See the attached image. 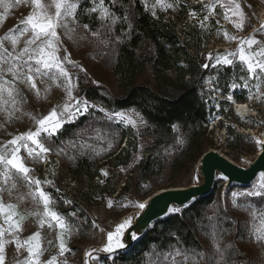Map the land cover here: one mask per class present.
<instances>
[{"label": "rangeland", "instance_id": "1", "mask_svg": "<svg viewBox=\"0 0 264 264\" xmlns=\"http://www.w3.org/2000/svg\"><path fill=\"white\" fill-rule=\"evenodd\" d=\"M141 1L151 15L152 11H155L156 15L152 16L156 20L160 18L166 24L168 22L173 24V21H177V19L181 23L185 22L184 24L188 20H194L190 16L191 9L188 10V7L193 5L196 0H176L174 8L169 10L159 7L152 9L150 6L154 0H147V4L145 0ZM45 2H50V0H45ZM167 2L171 3L172 0H167ZM237 2L244 13L242 28L235 27V22H239L241 19L239 16L228 13L230 19L225 20L223 16L226 10L216 5L217 14L209 17V20L205 22L206 27H200V36L204 38L203 45L198 50L189 49V51L199 55L198 60L202 66L210 65L207 69L203 67V70L208 72L203 89L206 105L212 99L216 111H224L226 114L224 121H220V126L218 125L215 132L207 131L204 140L197 143L196 147H199L201 154H205L209 150L222 152L235 165L247 169L256 160L261 149V144L256 142L258 140L254 138L255 136L253 134H249L252 136H243L244 138L240 140L241 147L236 150L231 149L229 141L226 142L223 138L224 135L228 138L226 127H231L232 130L238 132V129L242 128L241 126L247 130L258 131V135L264 136V96L257 98L258 94L255 89V85L259 83L260 92L264 93V78L257 81L250 77L246 72V66L241 64L238 57L234 61V66H212L217 57H222L229 52H238L242 40L254 37L259 41H264V20L260 19L264 12V0H237ZM208 3L209 0L204 1V4ZM88 4L91 7L94 6L92 0L80 3L82 11H79V26L69 24V27L74 31L67 32L64 28L57 30L60 38L58 54L65 59V67L72 77L73 96L76 99L87 100L89 105L87 112L78 114L76 119L71 122L77 121L84 114H92V112L104 109L101 112L106 116V123L93 120L94 122L79 129L69 139L59 140V142L57 138L60 133L71 123L64 122L58 132L47 137L44 141L45 146L51 151L44 154L41 159L29 157L26 149H21L20 153L24 157L25 164L32 169L30 175L42 181L40 187L49 193L55 201V204L51 206L53 210L64 215L67 223L72 226L71 238L65 241L70 251L65 253L64 257H58V259H66L67 264H104L102 259L105 257L113 260V254L106 255L103 250L108 243V233L114 232L117 225L125 220L131 221L130 225H132L138 215L137 212L142 210L137 207L141 201L162 189L200 185L205 177L202 156L198 158V151L195 152V150L185 153L187 133L177 125L174 126L172 136L164 137L154 133L146 119L134 109L117 111L131 117L135 121L133 126L114 115L109 119L106 114L117 112H111L101 103L92 102L83 97V90L92 86H100L111 95L121 94L114 73L109 68L111 55L109 49L114 42L123 43L129 39L128 32L123 31L124 23L121 22V19L111 25V30H109L110 22L102 21L98 13L89 12L86 7ZM105 6L107 7L106 4ZM203 8L202 10L207 12ZM31 11L30 3L17 4L16 0H0V37H4L6 34H17L19 27H22L20 21ZM184 12H186L185 15H183ZM185 16L186 18L183 20ZM212 19H215V22L211 21ZM217 20H219V24L216 23ZM84 24L89 27L83 28ZM118 24L121 26L118 34L115 35L113 31ZM175 33L180 34L177 28ZM29 35L21 37L20 47H23L24 41L29 38ZM230 36H236L237 39L231 40ZM180 37L185 43L188 42L187 36L181 35ZM5 46L11 51L9 42L6 41ZM245 47L247 50V46ZM257 47L253 45L252 50H256ZM209 55L212 56L211 60ZM69 59L72 63L67 62ZM228 68L232 73L235 72V77L229 84L230 88L237 79L241 80L243 85L248 84L247 88L244 87L249 95L246 102L256 103L255 109L258 110V113L254 117L257 118L251 119V121H240L234 116L232 105H224L223 101H226V97L223 93L225 89L223 84L228 75ZM219 71L220 74H218ZM6 79L11 80V75H7ZM36 83L39 95L28 83L19 80L15 82V87L21 93L17 99L22 98V103L18 105L19 111H14L11 117L7 112L0 110V149L15 136L27 131H35L37 125L32 117L42 118L54 108L59 112L58 106L65 102L70 104L75 102L68 100L62 79L36 78ZM136 84H148L154 90L157 89V83L150 72L138 77ZM213 89H218V91ZM250 96L253 98L250 99ZM5 99H7L6 94ZM6 107L9 111H13L11 104ZM123 130L126 131V136H123ZM42 135L46 136V134ZM231 137L235 138L233 134ZM128 151L131 153V160L129 163L122 164L124 153ZM47 157H57L61 161L55 180L48 174L51 165L45 167ZM148 157L152 158L151 161H148ZM194 159L197 161L194 162ZM145 163L146 165L152 164L154 170L145 174L143 171ZM80 164L84 171L93 164L92 170L98 173V177L93 179L88 176L74 177L72 170ZM104 172H107L108 175H103ZM216 172L215 185L220 187L221 201L230 215L239 222L240 233L236 242L239 251L245 258L246 264H264V243L256 239L258 229L261 227L260 213H264V197L240 195L233 197L232 195L233 193L247 192L254 185H258L264 171H261L251 184L237 185V188L227 197L226 193L230 187L226 186V176L219 170ZM15 180L17 186L11 190V194L9 195L7 191L3 193V203L16 205L17 211L26 216L23 222L26 230L20 233L21 240L37 231L41 233L42 246L48 249L41 259L46 261L58 252L59 229L58 227L49 228L47 221L41 228L39 226L40 216L27 215L29 212H42L43 204L42 202L39 204L33 202L29 195L35 186L30 188L22 178L17 177ZM57 180H59L58 183ZM45 181H52V183H45ZM67 201L72 203L69 204ZM109 203H111V207H109ZM74 204L78 208H73ZM182 209L180 208L177 212H181ZM3 221L4 216L0 214V224H3ZM115 240L114 237L113 242ZM49 241L52 242L51 246H49ZM204 247L211 257V245L205 243ZM26 256V251H16L14 243L5 245V264H17L18 260L22 261ZM117 264L125 263L118 262Z\"/></svg>", "mask_w": 264, "mask_h": 264}, {"label": "trees", "instance_id": "2", "mask_svg": "<svg viewBox=\"0 0 264 264\" xmlns=\"http://www.w3.org/2000/svg\"><path fill=\"white\" fill-rule=\"evenodd\" d=\"M86 1L89 0H81V2ZM105 4L121 17V22L124 23L123 31L128 32L129 36V39L123 43L114 42L109 49L111 53L109 68L114 73L121 94L111 95L100 86H92L83 90V97L92 102L101 103L111 112L134 109L146 119L154 133L164 137L172 136L174 126L177 125L187 133L185 153L195 150V152L198 151L197 157L201 158L203 154L199 147H196L197 143L204 140L209 129L208 124L217 111L212 99L206 105L203 95L204 80L208 72L203 70L198 60L199 55L189 51V49L198 50L203 45L204 38L200 36V26L192 23L184 24L185 22L181 23L178 19L174 20L173 24L171 22L166 24L160 18L156 20L141 0H115L114 4L112 0H105ZM86 7L89 9L91 5L88 4ZM192 8L197 11L202 9L190 6L188 10ZM185 14L186 12L183 13ZM125 16L127 19H123ZM185 18L186 16L183 20ZM120 26L119 24L115 26L113 31L115 35L118 34ZM176 28L182 36L188 37L187 43L181 40L180 34L175 33ZM227 71L228 75L223 84L225 97L229 94V84L235 77V72L232 73L230 68ZM146 72L153 74L157 83L156 90L148 84H136L138 77ZM236 82L243 85L241 80L237 79ZM247 92L243 87L234 96L238 102H246L249 96ZM223 103L229 106L226 101ZM220 113L226 115L224 111ZM105 119L106 116L101 111L84 114L77 121L69 123L57 140L69 139L79 129L94 122L93 120L95 122L99 120L105 124ZM226 129L230 148L236 150L241 147L240 140L244 138V135L232 130L231 127H226ZM122 132L123 136H126V131ZM232 134L235 138L231 137ZM130 154L129 151L124 153L122 164L129 163ZM151 159L148 157V161ZM196 161L197 159H194V162ZM92 168L93 164L84 171L80 164L72 170V175L76 178L98 177V173ZM153 170L152 164L146 165L145 163L143 167L145 174ZM236 188L237 186H231L226 197ZM72 206L75 209L78 208L75 204ZM214 230L220 239L221 247L232 246L226 253L230 258V264H246L245 258L236 245L240 233L239 222L223 205L220 187L216 185L214 191L206 197L199 198L192 205L183 208L181 212L173 213L156 222L129 251L119 253L113 260L105 257L102 262L104 264H117L118 262L171 264V257H168V253L181 248L186 250L190 256L193 253H203V256L193 257V264L197 260L202 261V264H209L215 255L212 238ZM205 243L212 247L211 257L204 247ZM216 260H219V257H216Z\"/></svg>", "mask_w": 264, "mask_h": 264}, {"label": "snow or ice", "instance_id": "3", "mask_svg": "<svg viewBox=\"0 0 264 264\" xmlns=\"http://www.w3.org/2000/svg\"><path fill=\"white\" fill-rule=\"evenodd\" d=\"M17 4L24 3L32 6V11L29 15L20 21L19 31L14 35H5L0 37V110L7 112L11 117L14 111H19L18 105L22 103V98L19 90L15 87L17 80L26 82L32 89L37 91L39 95V89L37 88L36 78H48L54 80H63V86L65 87L67 98L69 101L74 100V103L65 102L58 106L60 111L52 109L51 112L42 118L32 117L37 125L35 131H27L15 136L9 140L6 145L0 149V214L4 216L3 224H0V264H5V245L15 244L17 252L26 251L27 256L21 261L18 260L17 264H67L66 259H58V257H64L65 253L69 252V248L65 243L66 239L71 238L72 226L67 223L64 215L53 210L51 207L55 204V201L51 198L49 193H46L42 187H40L42 181L30 175L32 169H30L24 162V157L20 155L21 149L27 150V155L33 159H41L44 154L51 151L50 148L45 146V140L47 137H51L54 133L58 132L64 122H71L76 119L78 114L88 111L87 100L76 99L73 96V82L72 77L65 67V59L61 58L58 54L60 51V38L58 34L59 28H64L67 32H72L74 29L69 27V24H76L79 26V11L81 0H16ZM203 4V0H198ZM93 7L88 11L91 13H98L99 18L102 21L110 22L108 24L109 30L111 25H114L121 17H117L109 7L105 6V0H92ZM115 3V0H112ZM147 4V0H145ZM176 0H172L171 3L167 0H154V3L150 6L152 9L159 7L163 10L173 9ZM216 5L225 9L223 18L229 20L228 13L233 16H239L241 19L239 22H235L237 29L242 28L244 13L241 10L240 4L237 0H209L208 4H203L204 9L207 10V14L199 19L196 12H191L190 16L198 20L201 28L206 27V21L210 16L216 15ZM10 6V5H9ZM152 15L155 16V11H152ZM127 19V17H123ZM219 24V20L216 21ZM87 29V24L82 25ZM30 34V35H29ZM29 35V38L24 41L23 47H20V39ZM227 35V33H225ZM229 39L236 40V36H230ZM11 44V51L5 46V42ZM253 45L258 46L256 50H252ZM247 46V50L246 47ZM70 56V53H69ZM231 57V58H230ZM238 57L242 65L246 66L247 74L257 81H261L264 78V41H259L254 37L241 41L238 52H229L222 57H217L215 63L212 65H227L234 66V61ZM209 59L212 56L209 55ZM68 63H72L69 59ZM210 65L204 64L203 67L207 69ZM243 70V69H242ZM11 75L12 79H6L7 75ZM242 79L244 77H241ZM238 85L233 84L235 88ZM247 88L248 84L242 85ZM256 93L259 96H264V93L260 92V84L255 85ZM218 91V89H213ZM5 94L7 99H5ZM250 99L253 97H249ZM231 100L232 97L228 96ZM11 104L13 111H9L6 107ZM238 108H244L247 110L246 105L238 106ZM104 111V109H100ZM109 119L113 117L126 120L130 125H135V121L131 117L125 116L124 113H108ZM46 134V136L42 135ZM259 144H264V141H256ZM31 145V146H30ZM103 175H108L104 172ZM22 178L26 184L32 188L33 191L29 193L33 202L39 204L42 202L43 211L29 212L27 215L40 216L39 226L44 227L47 221L48 227H58L59 229V244L58 252L56 255L50 257L46 261H42L44 253L48 250L42 246L41 233L39 231L30 235L26 239L21 240L20 233L25 231L23 222L26 219L24 214L17 211L16 205L3 203V193L8 192L11 194V190L16 188L15 178ZM227 179V177H225ZM45 183L51 184L52 181H45ZM233 197L237 195L247 197H264V173L261 174V179L258 185H254L253 188L247 192L233 193ZM67 203H72L67 201ZM111 207V203H109ZM140 209L146 207L141 203L137 205ZM75 215V213H73ZM255 216V213H253ZM261 227L258 229L256 239L264 243V213H260ZM131 224V221L125 220L119 223L114 232L108 233L104 251L112 252L116 247L123 248L125 245L120 241V236L124 230H126ZM6 225V227H5ZM7 236V238H6ZM116 239V243L113 239ZM135 238V237H134ZM214 241L215 255L211 258L210 264H230V258L226 255L228 248L221 247L220 239L217 237L215 230L212 233ZM52 242L49 241V246ZM91 255V253H89ZM199 255L203 256V253H193L192 256L188 254L186 250L176 248L174 252H169L168 257H171V264H193V257ZM179 259H176V258ZM219 257V260H216ZM195 264H202V261H195Z\"/></svg>", "mask_w": 264, "mask_h": 264}, {"label": "water", "instance_id": "4", "mask_svg": "<svg viewBox=\"0 0 264 264\" xmlns=\"http://www.w3.org/2000/svg\"><path fill=\"white\" fill-rule=\"evenodd\" d=\"M202 161H203V172L205 174L204 181L202 184L195 186L190 191H177V192H171L170 194H167V197L169 198L174 196H181L184 200L183 203L185 205L182 208L188 207L192 205L197 199L206 197L210 193H212L215 189V182H216V170H219L220 172H223L225 176L229 179L228 183L226 184L227 188L231 187L233 185H242L247 186L251 184L252 180H254L257 175L264 171V149L259 155L258 158L252 164L247 168H242L240 166H236L233 164L228 158L224 156H220L218 153H216L214 150H209L205 154L202 155ZM190 188V187H185ZM168 199V198H167ZM162 201H155L154 203V216L150 218L149 223H147L145 226L146 228L142 232L140 236L137 238H131L128 245L118 250V252L111 253L115 257L119 253H124L130 250V248L133 247L135 243H137L150 229L155 225L156 222L162 220L163 218L172 215L173 213H160L157 206L159 204H162L164 202ZM109 255V254H106Z\"/></svg>", "mask_w": 264, "mask_h": 264}, {"label": "bare ground", "instance_id": "5", "mask_svg": "<svg viewBox=\"0 0 264 264\" xmlns=\"http://www.w3.org/2000/svg\"><path fill=\"white\" fill-rule=\"evenodd\" d=\"M262 14L263 15H261V18H260L261 21L264 20V12ZM238 91H240V90L235 89L234 94ZM235 102H236V109L238 111H240L243 115H247L248 117L252 116L253 111L249 109V106L246 104V102L241 103V102H238L237 100ZM249 102H252V101H249ZM242 105H246L247 110H245L244 108H238V106H242ZM243 132L248 134V135L253 134L255 136L254 138L256 140L264 141V136L258 135V131H255L252 129L251 130L244 129ZM263 149H264V144H261V149L258 153L257 158L259 157V155L261 154ZM214 151L216 153H218L220 156H224L222 154V152H218L216 150H214ZM224 157H226V156H224ZM226 158H228V157H226ZM228 160H230V159H228ZM228 181H229V179L227 178V183H228ZM195 186H198V185H192L190 188L177 187V188H171V189H162L161 191L153 194L152 196L147 197V199H145L144 201H141V203L145 204L146 207L137 212L138 215L136 216V220L132 223V225L129 226V228H127L126 230L123 231V233L120 236L119 242H122L126 246V245H128L131 238L132 239L134 237L137 238L138 236H140L142 234V232L146 228L145 225L147 223H149L150 218H152L155 214L153 211L154 204H152V203H154L155 201H162L163 199H166V200H164V202H162V204H159L157 206L159 212L160 213H164V212L173 213L175 211L177 212L180 208H182L185 205V203H183L184 202L183 198L181 196H174V197L169 198V196L167 197V194H170L171 192H177V191H190ZM114 243H116V240L114 241ZM119 249H121V248L116 247L114 249V251H112V252L104 251V253L105 254H111L114 252H118Z\"/></svg>", "mask_w": 264, "mask_h": 264}, {"label": "built area", "instance_id": "6", "mask_svg": "<svg viewBox=\"0 0 264 264\" xmlns=\"http://www.w3.org/2000/svg\"><path fill=\"white\" fill-rule=\"evenodd\" d=\"M204 1H206V0H204ZM246 104L249 106V109L253 111L252 112L253 116L248 117L247 115H243L240 111H238L236 109V103H235V106L233 108V113H234V116H236L237 118L248 119V120L251 121V119L253 120L255 118L254 116H256L257 113H258L257 112L258 110L256 111V109H255V104L256 103L254 104L253 102H248L247 101ZM218 125L220 126V123H218V122L216 123V122H214V120L210 121L209 124H208V126H209L208 132L209 133H214L215 129L218 128ZM223 139L227 142V137H225V135H224ZM47 166H50L49 167L50 168L49 169V173H48L49 176L50 177H54V180H55L57 178V176H55V175H56V172L58 171L59 167L61 166V161H59L57 157H55V158L47 157L45 159V167H47ZM58 181L59 180H57V183H58Z\"/></svg>", "mask_w": 264, "mask_h": 264}]
</instances>
